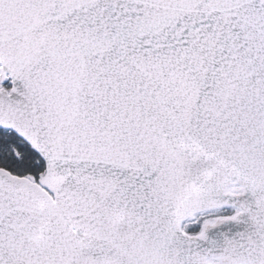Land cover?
Instances as JSON below:
<instances>
[{
    "label": "snow or ice",
    "instance_id": "obj_1",
    "mask_svg": "<svg viewBox=\"0 0 264 264\" xmlns=\"http://www.w3.org/2000/svg\"><path fill=\"white\" fill-rule=\"evenodd\" d=\"M0 264H264V0H0Z\"/></svg>",
    "mask_w": 264,
    "mask_h": 264
}]
</instances>
